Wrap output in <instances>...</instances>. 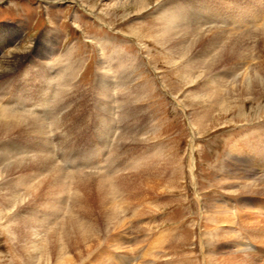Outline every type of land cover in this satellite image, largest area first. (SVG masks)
Segmentation results:
<instances>
[{"label": "rangeland", "instance_id": "rangeland-1", "mask_svg": "<svg viewBox=\"0 0 264 264\" xmlns=\"http://www.w3.org/2000/svg\"><path fill=\"white\" fill-rule=\"evenodd\" d=\"M142 1L149 7L133 13ZM247 1L264 6V0H129V6L127 0H79V4L72 0L61 4L0 0V111L35 118L43 128L25 134L20 130L0 139V170L9 163L7 156L10 161L34 159L41 151L72 179L74 172L84 174L88 182L83 187L88 189L103 176L113 175L120 181L132 173L130 164L144 168L147 160L157 158L160 165L154 167L164 168L161 188L154 191L162 192L139 194L136 212L140 217L130 212L126 228L104 237L108 241L78 264H126L122 257L134 260L129 264H264V192H238L259 173L254 154L239 152L238 146L241 140L253 142L264 152V96L223 111L215 105L216 97L205 99L218 91L208 83L217 78L222 97L236 102L228 95L231 89L235 92L242 87V77L232 70L238 67L236 61L222 63L205 74L203 68L190 66L192 60H203V53L209 51L206 44H212L215 34L230 35L222 28H238L223 20L242 19ZM121 3L127 6L118 8ZM207 4L210 8L203 9ZM175 6L179 9L174 14L170 10ZM165 7L169 10L164 16ZM262 14L264 9L262 13L257 9L250 15L254 24L247 20L251 31L245 33L253 32L257 38L252 40L251 62H245L250 69L264 60L258 49L263 37L256 35L264 28ZM216 18L219 23L213 21ZM172 20L179 25L172 29L173 41L160 44L157 37ZM186 23L197 25L198 32L190 36L187 32L192 26ZM216 27L218 31H209ZM205 33L199 43L197 38ZM242 43L245 49L248 41ZM182 48L189 51L187 56L182 57ZM66 65L71 66L69 82L63 79ZM54 87L67 89L44 100ZM126 100L132 106L127 107ZM34 169L27 166L12 178L4 177L1 192L21 187L20 178L31 177ZM31 185H35L33 180L23 187ZM77 190L83 193L73 188L66 202L64 193L58 202L52 196L31 199L15 211L7 209V200H0V264H24L19 244L9 231L15 219L18 222L30 215L44 219L46 232L59 227L71 214V197ZM89 203L97 210L96 203ZM117 238L122 240V248L109 241Z\"/></svg>", "mask_w": 264, "mask_h": 264}, {"label": "bare ground", "instance_id": "bare-ground-1", "mask_svg": "<svg viewBox=\"0 0 264 264\" xmlns=\"http://www.w3.org/2000/svg\"><path fill=\"white\" fill-rule=\"evenodd\" d=\"M63 1H65V0H54V3L61 4ZM72 1L76 4H79L78 3L79 0H77V1L72 0ZM131 1H135V0H131ZM218 1L219 0H215V2H218ZM128 2H129V0H127L126 3H128ZM215 2H213V3H215ZM126 3H121L120 5H118L119 6L118 8H121V9L125 8V6H127V5H125ZM220 3H221V1H220ZM242 4H244V1H242ZM254 4L255 3L251 2V1H249V2L247 1V3L245 4V6L243 8V9L246 8V11H245L242 19H240V20L237 19L236 22L235 21L232 22L233 20L228 21V19L223 20L225 22H228V24H231V25L233 24V25L237 26L238 28L236 30H234V29L229 30V29L222 28V30L226 31L224 33L229 32L228 34H230V35H226V34H223V35L218 34L217 35V34H215V39L212 41V44H210L209 41L206 44V47L209 49V51L208 50L204 51V52H206V51H208V52L206 54L203 53V56H202L203 60L198 59V60H195L193 62V60L191 59L192 62H191L190 66H192V67L196 66L201 70L203 68L204 74H205V72L215 70L216 67L222 63L229 62L230 60L236 61V65L238 67H237V69H232V70L234 71V74L236 75V77H242L241 85H240L242 87H240L239 89H236L235 92L232 89H231V91H228V95L234 96L236 98V100H235L236 102H230V101L228 102V100H225L226 96H225V98L222 97V91H223L222 87L215 84L217 82V78H215L214 80H212L211 82L208 83V85L209 84L212 85L218 91H216L215 93L212 92L213 95L207 94L209 96L206 97L205 99L210 100L213 97H216L217 102L215 105H217L218 107H221L223 111H224L225 107L228 111L232 106L233 107H234V105L236 106L237 105L236 103L248 102L249 100H257L258 98L264 96V60L261 63H259V61H258L257 65L254 66V68H252V69L245 66L246 60H248V64H249L251 62L250 61L251 59H249V58L253 57V55H252L253 54V52H252L253 41L252 40L255 39L254 38L255 34L253 32L245 33V30L251 31L249 26H247V24H248L247 20H248V18H250L254 24L255 19L252 18L250 15L253 14L257 9H258L259 13H262V9H264L263 5L256 7V6H254ZM129 5H130V2L128 4V6ZM176 6H178V5H176ZM176 6H175V8H176ZM148 7L149 6L146 5L142 1V3L136 9L133 10V13L139 14V13L145 11ZM209 8H210V4L204 5V7H203V9H209ZM167 9L168 8H166V7L162 9V15H164V16L167 15L168 10H169V9L168 10ZM177 9H179V7L174 9V11L170 10V12L171 13L172 12L177 13ZM211 17H213L212 14H211ZM263 17H264V15L262 14L260 18H263ZM96 18L101 23H103V25L106 24L104 22V20H102L100 17L96 16ZM217 19L218 18L214 19L213 21L216 23H219L217 21ZM174 20H176V19H174ZM174 20H172L171 22L168 21V25H167V28L165 29L164 33L162 35H160L159 37H157L160 44L169 43V42L172 43V41H173L172 29H176L179 26L178 23H176ZM208 21L210 24V20H208ZM213 21H211V22H213ZM187 25H189L190 27L192 26V31L187 32V33H189V35H190V33H197L198 32L197 29L195 30V28H196L195 26H197V25H190V24L186 23L185 26H187ZM218 29L219 28L216 27V30L210 29L209 31H218ZM257 31H259V33H260V35L256 34L257 37L258 36L263 37L262 41H260V44L258 46V49L261 48V51H259V53L262 54V52H263V54H264V28H259ZM178 33H179V35H181L180 32H178ZM205 35H206V33L203 35H199V38H197V39H200L199 43H201V42L203 43L202 39H204L203 37ZM7 38H8V35L5 36V39H7ZM180 40H181V38H180ZM187 40H189V39H187ZM258 40H260V39H258ZM242 41H248V45L245 47V49H243ZM191 42H192V40H191ZM196 44H198V43H196ZM256 45H257V43H256ZM213 52H216V53L211 56V53H213ZM188 53H189V51L187 52L185 50V48H182V57L187 56ZM207 55H209V56H207ZM198 56H200V55H197V57ZM67 57H69V56H67ZM67 57H66V59H67ZM63 58H64V56H63ZM205 58H206V60L204 61ZM14 60H16V59H14ZM63 60L64 59H62V61ZM114 61H116V60L114 59ZM189 63H190V61H189ZM70 67H71L70 65H66L65 68L62 69L63 77H64L63 79H65V80L68 79V75L70 74L69 73V71L71 70ZM72 68H73V66H72ZM103 69H105V68H103ZM70 79H68L67 81L69 82ZM52 83H54V82H52ZM59 86H60V84H59ZM65 89H67V88L63 89V88H59V87H54V89H52L50 93H47L48 91H50V89H49L46 92V97L44 100L50 101L51 98L53 97V95H57L56 94L57 90L62 92ZM230 96H229V99L232 98ZM238 99H240V100H238ZM124 104L127 105V107L132 106V103H130V101H128V100H126V103H124ZM107 107L109 108L107 110H109V112H110L111 106L109 105V103L105 104V108H107ZM234 109H235V107H234ZM20 130H23V133L25 134L28 131L41 132L43 130V128H42V123L35 118H31L29 120L26 117L13 116V115H10V114L4 112L1 109V111H0V139L9 138L10 134L17 133ZM128 139H130V138H128ZM238 147H239V150H238L239 152L245 150V152H247L248 155L254 154V156H253V159L255 160L254 162L256 164L258 163V168H259L258 169L259 173H257L258 175L253 178V182H247L248 184L243 183L244 185L240 186V188L238 189V192L242 193V194L243 193H245V194L254 193L255 194L258 192H260V193L264 192V174L262 173V172H264V168H263L264 152L261 154V152L254 146L253 142H248V141H244V140H241V143ZM194 150H195V138L192 140L191 146H190V155L192 158L191 162L193 164L192 169H194V166H195L194 157H193L194 156L193 155ZM232 151H235V149H233ZM230 154H233V153H230ZM3 157H5V156H3ZM5 159H7L9 163H7V166H5L4 170H2V169L0 170V182H3L2 179H5L4 177L12 178V176L14 174L23 170L27 166H31L32 168H35L34 170L36 172L35 175H33L35 172L32 173L31 177H29V178H20L19 182H21L20 183L21 187L20 186L16 187V185H15L13 189L9 188L11 190H9L10 192H7V193L1 192L5 188L0 189V198H2L0 200L1 201H6V200L8 201V203L6 205L7 209L15 211V210H18L25 203H27V201H29L31 199L32 200L37 199V201H38V199L43 198V197H48V196H52L54 198V200H56L58 202L59 199L63 198L62 196L64 195V193H66V197L64 198V201L66 202L67 200H69L68 195L73 190V188H77V189L79 188L83 192L80 194L77 190L76 195L71 194V195H73V197H71L72 203H73V206H72L71 212H70L71 214L68 217V219H66V221L64 223H62L59 227L55 226L54 228H52L48 232H46L45 223H47V222L44 221V219L43 220L36 219L33 215H30L27 219L18 220V222L15 219L14 225L9 226L10 227L9 231H10V235H11L12 240H15L19 244V248L21 249L20 251L22 254V259H23L24 264H78L79 262H81L85 258V255H87L89 252L93 253L92 249L99 248L101 245H103L105 243V240H107V239L104 240V237L105 238L109 237L115 231L124 230L126 228L125 218L127 217V215L130 212L135 217L139 216V214L136 212V205L138 204V202L140 200V199H138V198H140L139 194L145 193V192L155 193V194L161 193L162 192L161 190L156 191V192H154V191L157 189V187L161 188V180H162V177H164V175H165L164 168L162 166L158 167V169H156L154 167V165L158 162L156 160L157 159L156 158L153 160V162H150V163L147 162L148 161L147 160L145 167L143 166L144 168L138 166V164L137 165L136 164H130L129 168L128 167L127 168L132 170L133 174L130 173V175H126L120 181H117L116 180L117 177L113 176V175L112 176H103V177H100L101 179L96 185L94 184V188L92 187V188L87 189V188L83 187L88 182L86 180V177L84 176V174H82L81 172L80 173L74 172L77 174L73 175V176H75V180L72 179L71 175L68 173L66 174V171L63 169V167H61L57 163H55L54 159L50 155L48 156V154L46 155V154L42 153L41 151H37L36 158H34V159H27L25 157H22V158L20 157V158H17L15 160L10 161V159H12V158L9 159V156H7ZM168 159H169V157H168ZM144 161H141V164ZM157 165L159 166L160 164L157 163ZM128 169L125 168L124 170L128 171ZM141 169H144V170L138 174V172ZM110 171H111V169H110ZM140 174L143 176L141 179H139V177H141ZM37 179H40V181L36 182L35 180H37ZM136 179H138V180H136ZM32 180L34 181L35 185H31L30 187H26V188L23 187L27 181L31 182ZM164 180H165V178H164ZM169 181H170V179H169ZM71 187H72V189H71ZM42 192L45 193L44 196L40 195ZM7 196H8V198H6ZM59 196H61V198H59ZM157 196L159 197V195H157ZM84 199L85 200L87 199L88 202H85ZM89 201H93V203H96V205L98 206L97 210H93L89 207V205H90ZM144 201L142 203H145ZM62 203H63V201H62ZM69 211H70V209H69ZM57 219H58V217H57ZM48 235H50V239L46 238ZM226 240H228V239H226ZM109 241H111L113 243L114 242L117 243L116 246H118V248H122L121 247L122 240H120L119 238H117L116 241L115 240H109ZM103 253H104V251H103ZM96 254L98 255V253H96ZM110 258H111V260L110 259L107 260L109 263L113 260L112 257H110ZM122 258H123V262H125L126 264H129L130 261L131 262L134 261L130 258H126V257H122ZM85 259H87V258H85ZM116 260H117V258H116ZM98 264H103V263H98Z\"/></svg>", "mask_w": 264, "mask_h": 264}]
</instances>
